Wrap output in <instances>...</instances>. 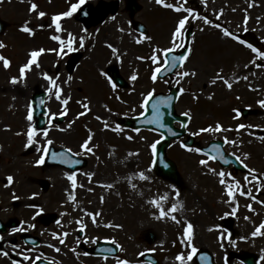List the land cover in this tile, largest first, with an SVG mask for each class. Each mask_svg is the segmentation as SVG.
I'll list each match as a JSON object with an SVG mask.
<instances>
[{
    "label": "rangeland",
    "instance_id": "1",
    "mask_svg": "<svg viewBox=\"0 0 264 264\" xmlns=\"http://www.w3.org/2000/svg\"><path fill=\"white\" fill-rule=\"evenodd\" d=\"M96 1L85 0V2H91L92 4H95ZM136 1L141 6V10L135 19L145 25L148 30V36L152 37L151 41L136 42L138 38H142L129 27L125 18L126 14L123 11H120L115 16V19L109 18L99 27L90 28L87 34L82 31L83 28L78 22L72 20L76 13L69 18L65 17L61 20L65 31L59 33V35L65 38L67 37V32H71L76 37L84 36L85 47L79 48L78 43L76 44V51L81 55V59L75 72L71 75L73 77L70 81L72 85L66 87V80L69 76L66 72L60 73L64 76L58 75L59 80L57 82L64 89L62 98H71L70 104L73 112L68 117V122L71 124V133L66 134L68 137L64 138L63 135L56 134L52 140L54 139L56 144L71 148L73 153H79L81 151L77 145L80 142L83 143L92 134L93 139L90 146L93 147L94 154L84 153L79 155V157L86 158L87 166L81 172L76 173L78 183V187L75 189L76 201L71 204H64V202L59 200V198L68 200L66 189H70L71 186L65 176L66 172L56 169L50 175L45 173L42 176L38 175L36 167L32 169L29 165H24L28 175L42 177L50 182V190L47 193L40 192L38 200L42 201L41 204H43L46 211L55 210L57 212L63 226L58 227V232L61 230L76 231L78 227L75 220L83 219L87 224L88 233L91 237H94L95 240L114 239L116 243L123 247L119 257L126 258L133 261V263L138 260L139 256L137 253L141 252L143 246L139 247L138 241L134 245L135 240L131 239V237L134 236L136 238L142 232L151 230L156 235L167 239L165 249L168 250L170 241L181 235L183 226H185L184 221L187 220L193 224L194 229V225H197V230L195 229V231L198 232V236H196L195 240L197 241L199 237L203 238L199 246L206 247L214 252L216 264H224L221 261L223 257L229 258L227 254H224V248L226 251L237 250L235 253L246 251L257 254L258 264H264V260L261 259L262 254H264V251H262L264 250V236H251L254 228L261 221H264L263 206L251 201L249 198L237 196L239 208L236 215L224 216L225 212L230 213L232 209L228 204L224 203L227 197L224 194L223 186L218 183L217 176L199 164V160L204 157L191 151L188 152V150L180 146V142L173 143L169 149L168 156L170 155L175 162L183 179L181 185L175 186L155 177L152 171L149 145L157 140L158 135L147 131H140L139 133L133 130L129 132L123 130L120 133L102 131L104 129L103 121L108 122L110 129L115 127L112 122L115 114L108 116L105 107L108 106L114 113H116L115 109H117L122 114L137 115L142 110L140 108L143 99L141 93H147L153 88H155L156 92H166L168 86H178L185 91L180 93L175 109L177 113L181 114L190 112L191 119L187 132L197 131L210 124L215 125L216 122L232 129H235L241 123L252 125L250 129H241L239 132L202 133L199 136H195V138L201 145L214 139L223 140L224 136H227L230 140H236L237 143L235 145H226V150L230 153L235 152L241 159H244V153L250 154L244 162L249 167L257 169L258 172H264V140L259 139V137L264 136V108L257 104L259 99H264V67L257 68L251 64L252 60H256V54L239 44L238 41L223 37L220 29L209 28L208 25L197 23L196 27H198L197 29L195 27L196 30H194L191 42L192 51L184 65V70H195L197 75L186 77L179 85L174 83L176 80L175 75L172 78H166L169 83H164V80H157L154 84L147 79L149 72L151 74V69H153L151 61L146 59V62H140L138 57L151 56L154 47H171L170 41L174 20L172 19L171 22V17H173L170 15L171 13L157 8L153 0ZM216 1L217 5L214 8L213 0H207L205 3L207 8H202L198 0L201 13L216 17L217 12L223 9L221 17L225 18V21L221 19L220 23L222 25L225 24L224 26L233 31L240 39H243L245 34L253 36L264 47V0H255L254 6L250 8L248 6L250 0ZM31 2L33 0H0V19L9 23L5 39H11L13 42L10 44L16 46L10 53L14 59L17 62L25 61L27 52L31 49L44 48L46 50L42 54L45 56L39 61L40 67L34 65L27 72L26 79L18 84L21 93L19 102H22L20 98L26 100L30 97L32 87L34 88L37 83L38 89L45 91L47 84L41 79V75L44 72L40 71L44 70L46 66L53 64L52 61L49 65H44L51 59L47 55L54 52L48 50L59 48L58 43L52 39L49 40V36L57 33L47 26L44 28L38 26L50 23L52 16L50 13L54 12V10L62 13L64 7L66 9L69 4L77 3L78 0H34L38 5L35 12L29 11ZM245 9H247V13ZM38 11L48 12V14L44 18H38ZM245 14L249 16L246 25L247 31H245L243 23ZM26 22L33 29H39V34H35L36 36L21 35L20 28ZM120 29L124 31H120ZM35 37L38 38L37 44L40 47H37V44L34 45L36 43ZM109 43L118 50L121 64H125V67L130 65L128 73L130 75L136 73L138 77L135 81L130 79L131 76L128 78L131 81V89L124 93L110 91V88V90H106L104 85L108 86V83L101 79L102 73L99 74L101 71L104 72V68L114 64L113 58H117V56L113 55L112 50L107 47ZM10 48L6 50V53ZM54 54L58 56L56 52ZM66 56H59L61 59L53 56V59H56L54 65H57L58 61L62 62L64 60L62 58ZM257 60L259 59L257 58ZM246 64L248 67H245ZM262 65H264V61ZM218 71L232 82L233 86L231 89H228L219 80L215 85L211 84V79L215 77ZM244 76H247L248 79H243L242 77ZM236 77H241V79L237 81ZM249 85H251V88ZM96 87H99L100 91L95 90ZM111 95L116 96L112 101L113 103L109 102ZM210 95L212 96L211 99L208 98ZM85 97L87 98L86 100L84 99ZM52 98L55 97L52 96ZM0 100H4L5 104H7V109H10L9 103L11 99L8 96L6 99L0 97ZM103 101L105 106L102 104ZM86 102L93 110L90 109L85 115L79 116L78 114L83 110L82 103ZM233 109H247L250 112L245 117L240 115L238 119H234L236 113ZM21 111L23 112V110ZM15 115L17 116V113ZM97 116L102 118L101 123L96 119ZM25 126L23 124L21 128H25ZM77 135H79V139ZM127 136H132L133 139L126 141L125 137ZM26 142L25 136H23V139L21 137L20 140H16L15 144L8 140L0 142V148H3L0 151V170H12L14 175L16 168H22V165L17 167L16 161L12 163L13 160L10 153H17V149H22ZM129 153H138V155L129 156ZM36 156V154L27 155L25 162L27 163V161ZM16 159L21 160L18 155ZM210 165L218 171L221 169L218 165L211 162ZM149 168H151L150 171L148 170ZM140 171H145V174L150 179L144 181L139 180L137 177L133 180L137 187L132 189L128 183V177ZM225 171L232 172L229 169ZM88 172L95 173L91 182L84 175V173ZM246 172L247 170L245 172H232V174L243 183V177ZM98 184L99 186H97ZM102 184H112L114 186L111 189H107L101 186ZM79 185H83V187H79ZM173 186L179 190V202L184 206L182 211L176 213L178 219L181 220L180 224L175 223L170 218L157 219L158 210L148 203L154 197L158 198L167 194L168 200L164 202L163 206L165 209L169 208L172 203L176 202ZM89 188L93 190L88 191ZM52 190L56 192V203L53 206L48 203V199L52 197ZM253 191L255 193V188H253ZM80 194H83L84 197H80ZM263 194L264 191L259 193L258 198L264 200ZM101 196L104 197L103 203L101 202ZM249 203H252L253 208L256 210L255 213L249 211L246 207ZM72 207L75 211L72 210ZM84 210L92 213L99 211L101 213L97 218V225L93 226L88 216L82 217ZM246 216L250 217V219H245ZM68 221H71L72 228L67 224ZM108 224L121 225V227H107L106 225ZM223 224L229 225L225 228ZM100 225H102L101 228ZM217 225L220 227L217 228ZM205 226L212 227L210 237L203 231ZM225 229L231 233V239L236 241L235 246L227 240L222 241L220 239L221 232ZM241 236L247 237V239L241 240ZM221 243H223V247H221ZM174 252L175 250L172 253ZM166 262L168 264H178L173 257L169 256H167ZM111 263L112 261L99 259L79 261V264ZM232 263L239 264L236 258L231 260ZM0 264H3L1 256Z\"/></svg>",
    "mask_w": 264,
    "mask_h": 264
},
{
    "label": "snow or ice",
    "instance_id": "2",
    "mask_svg": "<svg viewBox=\"0 0 264 264\" xmlns=\"http://www.w3.org/2000/svg\"><path fill=\"white\" fill-rule=\"evenodd\" d=\"M155 2L158 5H162L166 8L172 9L176 13H186V15H183L182 17L178 18L174 27V30L171 33V47L168 48H159V47H154L152 49V55L149 57H138V59H148L151 61L153 65V70L150 76L151 81L155 84L158 80V78L163 79L164 83H169L165 77L169 72L174 71V75L176 77L175 84L179 85L182 80H184L186 77L189 76H196L197 72L195 70H184V65L188 61L189 56L191 54V47L188 46L185 48V39L186 35L188 34V28L186 25L190 22L191 20H202L205 25H212L217 29H220L222 32L223 37L226 38H231L233 40L239 41L241 44H245L246 42L244 40H241L239 36H237L233 31H230L228 27L222 26L220 23H214L213 20L209 19L208 16L206 15H200L198 12L194 10L192 7H186L185 5L187 4L188 0H176V3H165V0H155ZM201 4H205L206 0H199ZM85 3V0H78L77 3H72L69 10L64 11L59 14H54L51 16V22L48 23L47 25L45 24H40L38 27L44 28L47 26L48 28H54L55 33L52 35L50 38L54 41H57L59 44L58 49H49L48 51H54L58 56H66L69 53L76 51V44L78 43L79 48H84L85 47V37L80 36L76 37L73 33L68 32L67 33V38L62 37L59 35V33L65 31L63 29L61 20L65 17H71L78 9H81V6ZM255 3V0H250L249 2V8L253 7ZM38 5L37 3L31 2L30 3V12H35L37 11ZM235 11V9H233ZM223 9L220 10V14H222ZM245 12L247 13V9H245ZM85 15H87V12H84ZM38 18H44L47 14L44 11H38L37 12ZM112 19H115V16L112 17ZM219 19V15H217V20ZM259 19V18H257ZM249 20V16L245 14L243 23L245 25V31H247V23ZM22 31L28 33L29 35H35V31L32 27L29 26L28 22H26L22 26ZM203 30V29H201ZM82 31L84 33H88L87 28H83ZM120 31H124L123 29H120ZM91 35V34H89ZM142 39L138 38L136 40L137 43H142L143 41H151L152 37L148 36L144 33H141ZM6 45L0 41V48H4ZM107 47L112 50L113 55L117 56L119 59V53L118 50L111 44H107ZM247 47L251 49L253 53L256 54L257 58L260 60H264V51L260 50L257 47H254L251 43H247ZM180 48H185L184 54L180 55H175L172 53H175L177 49ZM46 50L44 48L40 49H34L29 53V58L26 63H24L20 69H19V76H13L10 80L12 84H17L20 83L21 81L26 79V74L28 71H30L35 65L36 67H40L38 57L44 53ZM172 54V55H170ZM0 61L3 62V67L5 69H8L11 65V61L4 57L3 55H0ZM251 64L255 65V67L260 68L264 67V65L258 64L256 60H252ZM245 67H248L246 64ZM222 71V70H221ZM102 74L108 78L109 82L111 83V86L113 89L117 87V85L112 82V78L108 76V73L102 72ZM44 79L48 81V88L46 89L47 93L49 94V97L54 96L56 100L61 101V103L65 106L69 103V100L71 99L70 97L67 99L62 98L63 94V88L61 87L60 84H58L59 76H56L55 78L52 75H49L47 72H44L43 74ZM137 74L133 73L130 77L131 80L135 81L137 79ZM243 79L247 80L248 77L244 76L242 77ZM73 77L69 75L67 77L68 81H71ZM237 81L241 79V77H236L235 78ZM223 82L228 89H231L233 84L230 82L229 79L225 78L223 75H221V72H217L215 77L211 79V84L215 85L217 81ZM251 88V85H249ZM179 91L183 93L185 90L183 88H180ZM155 88L151 89L147 93H141V96L143 97L142 102L140 104V108L142 111L139 113L140 116H145V114L149 111V108L151 109V116L147 117L144 121L146 124H152V125H157L161 129H167L169 133H171L173 136L176 135V133L173 131L171 127H169L168 124L165 123L164 121V115L165 112L162 109L170 108L172 106V100L173 96L168 95V96H156L155 95ZM209 99L212 98L210 95L208 97ZM87 98L85 97V100ZM40 104L44 103V100L41 99L39 101ZM257 104L261 107L264 108V99H259L257 101ZM82 107L84 109L83 112H80L78 115L83 116L87 112L90 111L89 104L88 103H82ZM66 111V108H65ZM135 111V109H133ZM233 111L236 113L234 116V119H238L241 115V112L239 109H233ZM64 114V113H61ZM56 114L53 113L49 116L48 119V124L51 126L52 125V118ZM183 115L188 118L190 121L191 116L190 112H184ZM26 119L29 122V127L27 128L26 132L24 133L27 137V142L25 147H30L32 145H36V151L40 153L39 158L35 161L37 165H43L46 161V158L50 156V158L53 161H60L64 164H80L81 161L78 159H72V155L79 156L81 154L87 153V154H94L93 147L90 146L91 141L93 139L92 134L88 136V138L83 141V143L80 145L81 152L79 153H73V150L71 148H67L64 151L56 152L51 150V146L53 145V140L49 139V128H43L40 129L39 131L37 128L33 125V108L31 105L28 106V111L26 115ZM97 120H101L102 118L100 116L96 117ZM104 128L108 129L110 128V125L108 124L107 121H103ZM180 126L182 128L187 129L188 128V123L181 121ZM71 127V124L69 125ZM252 125H245V124H238L235 129L232 128H226L224 127L221 123L216 122L215 125H208L207 127H203L198 129L197 131L190 132L189 134L192 136H199L202 133H222V132H230V131H236L239 132L241 129L245 128H251ZM112 131L120 133L123 131V128L120 125H116L114 128H111ZM155 130V129H153ZM133 131L139 133L141 131L140 128H135ZM18 135L20 133H17ZM252 134V133H249ZM40 136L43 139V143L41 144L40 140L37 139V137ZM160 138L164 139V134H160ZM127 139L132 140V136H127ZM146 139V138H145ZM259 139L264 140V136L259 137ZM160 143L159 140L154 141L150 143L149 148L152 151L153 156L156 155L157 153V145ZM237 143L236 140H230L227 136L223 137V144L224 145H235ZM181 147L187 149L188 151L195 152L198 154H201L205 158L199 160V164L203 166L204 168H207V170L214 175L217 176L218 178V183L223 186L224 188V194L226 195L227 199L224 200V203L228 204L231 207V212H225L224 216H235L236 212L239 208V202L237 200V196L241 197H246L249 198L251 201L256 202L264 206V200H261L258 198V194L264 191V172H258L257 169L249 167L247 163L244 161L249 157L250 154L244 153V159H241L239 155H237L235 152L231 153V156L235 158L237 162H239L240 165L244 169L247 170L246 174L243 177V183H241V180L237 179L232 172H226L223 168L220 169L219 171L212 167L210 165V161H221L225 165H230L231 161L225 156V152L223 150V147L220 143H213L211 146L207 149L204 150L200 147H190L184 142H181ZM111 155V154H110ZM129 156L131 155H138V153H129ZM155 161H153V164ZM167 165H165L166 167ZM149 171L151 168L148 169ZM76 172H66L65 176L70 182V189H66L68 192V200L69 201H76V194H75V189L78 187L77 184V179H76ZM84 175L88 178L89 182L92 181L93 176L95 173L93 172H88L84 173ZM138 177L139 180H149L150 177L145 174V171H140L138 173H133L128 177V183L130 184L132 189H135L137 185L133 183V180ZM7 184L5 187L10 186L13 181L14 177L11 175H8L6 177ZM101 186L111 189L114 185L112 184H102ZM79 187H83V185H79ZM253 188H255V193L253 191ZM174 189V199L176 200L175 203H172L171 206L167 209L164 208V202L168 200L167 194L160 196L158 198H152L151 200L148 201L151 205H153L157 210H158V215L156 216L157 219H164V218H170L172 221H174L177 224L181 223V220L178 219V216L176 213L180 212L183 210V204L179 202V197H180V192L178 189H175V186H173ZM93 189L89 188L88 191H92ZM35 195V194H33ZM13 199H19V197L15 196L13 194ZM104 197L101 196V202L103 203ZM30 207L37 208V211L35 212V215L33 216V219H35L37 216H40L41 213L44 212L43 207H38L36 205H30ZM246 207L249 209V211H252L255 213V209L253 208L252 203H249L246 205ZM84 215L88 216L91 219V222L93 224H97V218L101 215L99 211L92 213L88 212L87 210H84ZM223 219V217H221ZM245 219H250V217H245ZM25 222H21V225H23ZM57 225H61L60 220H56ZM75 223L78 225L79 230L83 232L87 228V224L84 222L83 219H77ZM185 227L183 229L182 235L179 237V241L181 245L187 249H190V251L187 252V255L185 256L184 252H180L176 255L175 260L178 262V264H187V262H190L193 260V257L197 254L198 249L195 247L193 244L194 240V228L193 224L187 220L184 221ZM107 227H121V225H112L108 224L106 225ZM217 228L220 226L217 225ZM28 228L35 229L36 224L35 223H30L28 224ZM264 221H261L258 226L254 228V230L251 232L252 237H257V236H264ZM26 229L23 226L20 227H13L11 229V233H17V232H24ZM69 233L67 231L61 232V233H53V239L58 240L60 245H64L66 242V238L68 237ZM220 239L222 241L227 240L229 243H231L233 246H235L236 241L231 239V233L225 229L223 232H221ZM241 240H246L247 237L241 236ZM4 240V236L0 235V241ZM79 242V239H78ZM10 243L11 249L13 252H16L17 255L22 257V261L20 260H12L11 264H22V262H26V264H37L38 261H44L45 264H59V262H51L48 261L47 256L42 255V254H37L34 257L31 255L33 252V248H28V249H23L21 245ZM33 243H35L33 241ZM112 243H116V241L113 239ZM175 244L176 241H173ZM48 247L54 248V250L59 253L61 251L60 247H57L54 244L49 243L47 245ZM223 243H221V247H223ZM118 249L120 251H123V247L120 245H117ZM19 250V251H18ZM73 252H75V249H72ZM146 251H155V249H149ZM264 251V250H262ZM102 252L106 253L103 256V259L107 261L109 259V256H112V258L115 260V264H133V261H130L126 258H120L119 256L115 255L116 249L112 248H107L103 249ZM0 255L3 257H9V252L7 250H4L3 248H0ZM87 255V253H85ZM138 256L142 257L145 255L144 251H141L137 253ZM201 261H207V256L202 255L200 257ZM261 259L264 260V254H262ZM138 264V262H137ZM151 264V262H149ZM226 264H227V259H226ZM243 264V262H241Z\"/></svg>",
    "mask_w": 264,
    "mask_h": 264
},
{
    "label": "flooded vegetation",
    "instance_id": "3",
    "mask_svg": "<svg viewBox=\"0 0 264 264\" xmlns=\"http://www.w3.org/2000/svg\"><path fill=\"white\" fill-rule=\"evenodd\" d=\"M173 3H176V0H171ZM182 2V0H181ZM197 4V0H188V4ZM217 5V2L213 0V7ZM192 27V25H190ZM7 96L11 99L10 104V110L7 109V104H5L4 100H0V142L2 140H8L10 142H13L15 144L16 140H20L21 137L23 139L22 134L26 137L24 134L26 132V128H21L24 125L29 127V122L26 119L25 112H22L24 106H27V104H24V98H20L22 102H19V97L21 96L19 86L17 84H12L11 82L7 81V72L2 71L0 69V97L1 98H7ZM30 104V98L28 102V106ZM17 113V116L15 115ZM52 114V112L48 109L46 111V124L41 128H49V136L48 138L52 140V138H55L54 135H56V128H59L55 126L53 123L50 126L48 124L49 116ZM33 125L37 128L39 131L37 125V120L33 119ZM69 124H65V127H68ZM21 128V129H20ZM17 133H20L19 135ZM65 136H63L64 138ZM37 139L40 140L41 144L43 143L42 137L38 136ZM54 142V139H53ZM1 145V144H0ZM36 145H32L30 147H23L22 149H17V153H10V156L12 157V163L16 161L17 167H20L22 165V168H16L14 170L15 174L13 175V171L1 169L0 170V235L4 236V239H6L8 242L21 245L23 249L33 248V252L31 255L34 257L37 254H42L47 256L48 261L51 262H59V264H78L80 259L87 260V259H94L95 257L87 253L86 249L92 248L99 240H95L94 237H91V235L88 233V228H86L83 232L79 230L73 231L69 230L67 231L69 233L68 237L66 238V242L64 245H60L58 240L53 239V233H61L65 230H61L58 232V227L60 225H57L56 220H60L59 216L57 215V212L55 210L53 211H46L44 209L43 204H41L42 201L38 200L39 193H47L50 190V182L49 180H45L42 177H32V175H28V172L24 168V165H29V167H36V171L38 175H42L45 173H48V175L51 174L53 170H56L58 168L49 166L50 164L44 163L43 165H37L35 161L39 158L40 153L36 151ZM55 147V142L51 146V148ZM60 148H65L63 145L60 146ZM2 151V149H0ZM37 155L36 157H33L30 161L25 162L26 156L24 155ZM17 155L21 160H17ZM35 171V170H34ZM8 175H11L14 177L13 183L5 187L7 184L6 177ZM53 191V190H52ZM54 193V194H53ZM51 194V198L48 199V203H50L51 206L55 205L56 199L55 194L56 192L53 191ZM13 194L15 196L19 197V199H13ZM35 194V195H33ZM61 202L66 203H72L73 201L60 199ZM60 202V203H61ZM30 205H36L38 207H43L44 212L41 213L40 216H37L35 219H33V216L35 215V212L37 211V208L30 207ZM72 210L74 208L72 207ZM57 215V217H56ZM85 216L84 213H82V217ZM77 220V219H76ZM75 220V221H76ZM21 222H25L23 225H21ZM61 222V221H60ZM85 222V221H84ZM35 223L36 228H28V224ZM62 223V222H61ZM70 228H72L71 221H68L67 223ZM97 224H93L95 226ZM185 225V224H184ZM229 225V224H228ZM228 225L223 224V226L226 228ZM23 226L26 231L24 232H17V233H11V229L13 227H20ZM195 229L197 230V225L195 224ZM102 225H100V228ZM185 226H183L184 229ZM194 229V240L196 236H198V232ZM212 227L205 226L203 228L204 233L209 235L210 237V230ZM183 233V230L181 232V235ZM205 234V235H206ZM180 235V236H181ZM206 235V236H207ZM179 236V237H180ZM201 236V235H200ZM179 237L177 236L175 240L170 241V248L168 250L165 249L167 239L161 237L160 235H149L148 232H144L141 234V236L138 237V240L133 236L131 239H134V245L138 241L141 245H144V248L147 250L149 249H155L154 257H157L159 262L157 264H168L166 262L167 255L164 252L169 253V257H173L175 259L176 255L180 252H183L185 247H183L179 241ZM79 239V242H78ZM201 237L198 238V240L194 241L193 244L195 247L203 250H208V248L199 246L201 244ZM33 241L35 243H33ZM173 241H176L174 244ZM51 243L56 245L57 247H60L61 251L57 253L54 248L48 247L47 245ZM118 244V243H117ZM119 245V244H118ZM0 248L5 249V243L4 241H0ZM179 248V250H178ZM9 257L7 261L11 263L12 260H20L22 261V257L17 255L16 252H13L11 249V246L9 248ZM72 249H75V252L72 251ZM173 250H175L174 253ZM19 251V250H18ZM225 254L228 253V256H230L231 251H226L224 248ZM87 253V255H85ZM4 261L5 257L0 255ZM229 258H227V263ZM44 262V261H42ZM191 262V263H190ZM187 262V264H194L193 260ZM226 262V261H225ZM22 264H26V262H22ZM42 264V263H38ZM145 264V263H143Z\"/></svg>",
    "mask_w": 264,
    "mask_h": 264
},
{
    "label": "water",
    "instance_id": "4",
    "mask_svg": "<svg viewBox=\"0 0 264 264\" xmlns=\"http://www.w3.org/2000/svg\"><path fill=\"white\" fill-rule=\"evenodd\" d=\"M103 6H108V5H105V4H102ZM111 11L114 12L116 11V4H112L111 5ZM106 8V7H105ZM87 10V13H88V16L89 15H94V14H97L98 11H93L91 10L89 7L86 8ZM108 9V10H109ZM107 8L106 10H101V12H104L103 16L100 15V19H103L107 13ZM172 72H169L167 75H170ZM168 95H172L173 96V100H172V106L170 108H166V109H162L164 112H165V115H164V121L166 124L169 125V127H171L173 129V125L172 123L175 121V120H181V121H184L182 118H178L177 116H175V113H174V109H173V104H174V100H175V97H176V91L175 90H171L170 91V94ZM168 95H165V96H168ZM158 96H163V95H158ZM151 116V109L149 108V111L145 114V116L141 117L140 119H136V120H130V124L133 126V127H147V128H153L157 131H159L160 133H163L164 136H165V139L158 145V148H157V155L155 157L156 161H155V170H156V173L158 175H163V176H167V177H170V178H173V175L175 173V168H174V164L167 160L165 158V148L167 147V145L169 144V141L170 139L172 138H177V137H180L183 135V130H176V129H173V131L176 133L175 136H173L171 133H169L167 131V129H161L159 128L157 125H152V124H146L144 123L145 119L147 117H150ZM165 165H167L165 167ZM247 264H254V261L252 258H249L247 261H246Z\"/></svg>",
    "mask_w": 264,
    "mask_h": 264
}]
</instances>
